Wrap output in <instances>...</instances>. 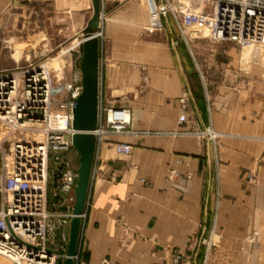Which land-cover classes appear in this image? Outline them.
<instances>
[{"label":"crops","instance_id":"0c3cea01","mask_svg":"<svg viewBox=\"0 0 264 264\" xmlns=\"http://www.w3.org/2000/svg\"><path fill=\"white\" fill-rule=\"evenodd\" d=\"M164 3L101 0L99 98L129 109L131 124L98 148L75 264L200 262L205 237L209 264H264V68L205 67L175 49ZM19 4L49 6L73 41L94 15L93 0Z\"/></svg>","mask_w":264,"mask_h":264},{"label":"built area","instance_id":"2783aa9c","mask_svg":"<svg viewBox=\"0 0 264 264\" xmlns=\"http://www.w3.org/2000/svg\"><path fill=\"white\" fill-rule=\"evenodd\" d=\"M164 2V13L170 15L177 33L172 42L175 49L197 31L214 41L264 50V0ZM46 74L33 64L0 72V258L9 264H63L68 258L79 168L73 111L83 93V79L77 75L65 88L67 99L58 102L53 100ZM98 101V123L92 132L94 159L106 135H122L131 124L129 109ZM179 120L186 123V116ZM39 134L42 140L35 143ZM115 149L123 157L132 152L126 144ZM70 152L76 156L75 163Z\"/></svg>","mask_w":264,"mask_h":264},{"label":"rangeland","instance_id":"374dc122","mask_svg":"<svg viewBox=\"0 0 264 264\" xmlns=\"http://www.w3.org/2000/svg\"><path fill=\"white\" fill-rule=\"evenodd\" d=\"M19 3L20 0H12L10 3L5 1V5L1 6L0 72L30 64L43 67L50 78L53 100L64 101L68 94L65 88L72 85L77 75H81L79 49L82 48V45L73 47L64 56L62 53L68 50L71 45H77L85 38L81 41H73L71 39L72 29L51 25L52 13L49 11V6L43 5V8H48V10L36 13L33 9L34 6L26 5L25 7ZM187 40V44L183 45H185L188 55H191L190 57L197 62H202L205 67H226L228 63L233 62L236 68L244 70L254 66L264 68V50L262 48L243 47L237 42L221 44L197 31H191ZM229 54L234 56L235 62L228 59ZM70 157L75 163L76 156L73 152H70ZM53 168L52 161L50 170ZM202 245H204V250L200 262H198L200 260L198 256L196 258L190 255L189 258H185L183 263L182 254L179 253L176 254L174 262L179 259V264H209L211 255L216 253L210 237H205L202 240ZM2 260L9 264L4 259Z\"/></svg>","mask_w":264,"mask_h":264},{"label":"water","instance_id":"95a60500","mask_svg":"<svg viewBox=\"0 0 264 264\" xmlns=\"http://www.w3.org/2000/svg\"><path fill=\"white\" fill-rule=\"evenodd\" d=\"M94 15L85 29V41L81 44L83 57L80 72L83 79V93L76 102L73 111V128L76 134L73 137V147L79 157L78 179L76 183L74 218L70 223L67 259L63 264H75L88 191L90 187L96 139L92 132L98 123L99 99V40L94 36L101 21V0H93ZM59 174V173H58ZM58 174L55 175L53 187L57 186ZM59 198L57 197L56 200ZM63 211L65 209H62Z\"/></svg>","mask_w":264,"mask_h":264},{"label":"bare ground","instance_id":"6f19581e","mask_svg":"<svg viewBox=\"0 0 264 264\" xmlns=\"http://www.w3.org/2000/svg\"><path fill=\"white\" fill-rule=\"evenodd\" d=\"M204 34V33H203ZM85 40H82L81 42H79V43H77V45L76 44H73V45H71V47H69V49L68 50H66L65 52H63L62 53V55L64 56V55H66L67 54V52H69L73 47H75V46H77V47H79L83 42H84ZM18 61V60H17ZM55 68V67H54ZM45 79H47L48 80V76H47V74L45 75ZM68 89V88H67ZM42 140V135H36L35 136V143L36 142H39V141H41ZM82 218V217H81Z\"/></svg>","mask_w":264,"mask_h":264}]
</instances>
